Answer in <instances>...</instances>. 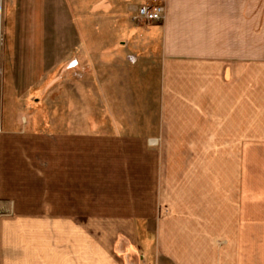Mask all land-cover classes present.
<instances>
[{
    "label": "crops",
    "instance_id": "1",
    "mask_svg": "<svg viewBox=\"0 0 264 264\" xmlns=\"http://www.w3.org/2000/svg\"><path fill=\"white\" fill-rule=\"evenodd\" d=\"M149 1L78 5L97 16ZM155 1L165 21L128 20L122 49L98 36L74 49L154 77V132L131 134L119 120L85 133L40 118L36 69L50 58L19 29L41 20L43 0H3L0 264H264V0Z\"/></svg>",
    "mask_w": 264,
    "mask_h": 264
},
{
    "label": "rangeland",
    "instance_id": "2",
    "mask_svg": "<svg viewBox=\"0 0 264 264\" xmlns=\"http://www.w3.org/2000/svg\"><path fill=\"white\" fill-rule=\"evenodd\" d=\"M151 2L160 1L151 0ZM43 3L41 11L45 13L41 14V20L36 21V26L19 29L25 40H28L26 39L28 37L33 40L30 43H34L36 55L42 53L41 55L50 58V60L46 59L47 66L43 65L36 69L35 99L40 118L45 120L50 118L57 130L64 131L88 133L91 130L92 119H97L101 132L112 130L114 121L119 120L125 122L120 126L127 128L126 130L131 134L153 133L155 129L153 119L156 112L153 107L156 102L154 77L145 83L144 77L131 76V68L136 67L134 65L136 61L134 62L133 59L126 61L120 56L115 59H90L88 55L82 58L74 54L78 42L91 36H98L104 41L107 38L115 39L118 41L116 48L122 49V44L119 42L129 40L131 37L128 20L135 25V28L149 27L132 20L131 11L137 6H130L127 13L100 11L96 16L89 11H81L78 0H43ZM12 30L9 25L6 26L4 18L0 59L6 45V35ZM42 51L45 53L48 51V54L44 55ZM64 52L68 53L67 59L54 58L62 56ZM44 74L46 81L43 83ZM4 77V63L1 59L0 118L4 101ZM126 88L130 91L126 92ZM259 111L261 120L264 109ZM129 119L137 122L143 119L145 122L126 123ZM258 128L263 131L264 124H260ZM253 130L256 129L252 124L244 123V135ZM158 142V148L165 147V141ZM259 148L264 149V141H259ZM262 153L260 151L259 158L264 160ZM169 158L174 160V156Z\"/></svg>",
    "mask_w": 264,
    "mask_h": 264
},
{
    "label": "built area",
    "instance_id": "3",
    "mask_svg": "<svg viewBox=\"0 0 264 264\" xmlns=\"http://www.w3.org/2000/svg\"><path fill=\"white\" fill-rule=\"evenodd\" d=\"M132 20L140 25H155L163 23L166 19V6L160 2H147L134 7L131 11ZM3 0H0V49L3 43ZM1 86V81H0Z\"/></svg>",
    "mask_w": 264,
    "mask_h": 264
}]
</instances>
